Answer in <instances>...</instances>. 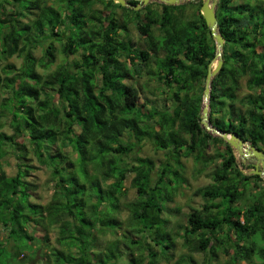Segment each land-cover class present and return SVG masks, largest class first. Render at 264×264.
Instances as JSON below:
<instances>
[{
	"label": "trees",
	"instance_id": "1",
	"mask_svg": "<svg viewBox=\"0 0 264 264\" xmlns=\"http://www.w3.org/2000/svg\"><path fill=\"white\" fill-rule=\"evenodd\" d=\"M51 1L0 0V264L39 256V227L59 229L51 264H198L175 259L180 239L208 254L201 264H264V179L246 175L233 147L201 124L216 54L201 2ZM216 13L225 46L211 124L264 150V0H219ZM148 145L163 157L146 155ZM189 159L212 182L194 191L204 203L182 222L174 203Z\"/></svg>",
	"mask_w": 264,
	"mask_h": 264
},
{
	"label": "rangeland",
	"instance_id": "2",
	"mask_svg": "<svg viewBox=\"0 0 264 264\" xmlns=\"http://www.w3.org/2000/svg\"><path fill=\"white\" fill-rule=\"evenodd\" d=\"M29 1H33V0H29ZM48 1L50 4L54 3L51 0H48ZM193 2H195V3L201 2L202 3V0H194ZM218 2H219V0H218ZM149 3H151L149 6V9L158 10V4L157 3H162V2L160 0H150ZM217 7H218V4H217ZM191 10H193L192 7L188 8V12H190ZM121 12H122L121 10L118 11V13H121ZM188 19L191 20L190 18H188ZM130 34H131L135 44H138L141 41L140 33L136 30L135 24H132L130 26ZM35 54L37 56H40V55H42V52L36 50ZM61 58H62V54H58L55 62L50 66L52 70L56 69L59 66V64H61ZM2 62L3 63H6V62L15 63L16 65L19 66L22 64V59L18 58L17 56H14L12 58H8L6 55H4L2 58ZM216 63H217V60L214 61V65ZM153 64H155V63L153 62ZM41 71L43 72V70H41ZM155 79H156V76H155ZM128 82L133 83V81H130V80ZM243 82H244V80H243ZM245 93H246V89H243L240 92V95H244ZM146 94L148 95L151 93L147 92ZM158 100H159V102H162V100H163V98L161 97L160 94H158ZM4 129L10 133L12 132L8 126L5 127ZM213 135H217V134H213ZM248 144H250V143L248 142ZM213 150L214 149L211 148L210 153H213ZM144 153L146 155L154 156L157 158L163 157L161 152L156 155V153L153 150V147L151 145H148L146 147ZM235 153H236V157H237L238 167L240 169L244 170L246 172V175H250L249 171L251 169H253L252 167H254V166L252 164H250V162H248L247 164L244 163L242 160L243 157H241L242 158L241 159L240 156L238 155V152H236V150H235ZM33 161H34L33 164L39 166V164L35 160V158H33ZM185 161H186L185 163L187 164V168H188V174H187L188 186H185L180 190V192L175 197V203H174V207L180 208V211L177 214H178V219L182 220V222H185L186 214L191 211V209H192L191 207H194L196 209L201 208V206L204 203L203 198L201 196L195 195L194 191L197 188L205 186V185L209 184L210 182H212L211 178L207 174L196 176L193 173L194 162L192 159L185 160ZM249 164L252 167H246ZM212 169H213V166L209 169V171H211ZM10 171H12V170H10ZM33 174L36 176L37 181L40 185L39 190H38V196L40 197V202L42 204H46L49 201L51 193H52V187L46 182L49 174L45 168H40L38 170H35L33 172ZM172 185L169 186L170 190H172V187H175ZM126 186L129 188V196H130V198H132L134 196V190L130 187L129 181L126 183ZM254 190H256V189H254ZM58 231H59V229L57 227H55L49 232V234H46V232H44L42 230V228H40V227L37 228V230L35 232L36 240H35V243L33 244V246H34V248L41 246V250L39 251V256L35 255L32 251H29V250L25 251L19 257L20 263L21 264H51L48 261L49 257L45 254V252H47L48 248H50V247L51 248H57V249L61 248V245L57 242V238L59 237ZM3 240H5V237H3ZM182 242H183L182 239L178 240L177 246L175 247V249L173 251H171L175 254L176 260L181 254L184 253V254L188 255L189 257H191L192 259H194L198 264H201L204 262V260L208 254H206L204 252H196V251L193 252L189 248L186 249L182 246ZM13 264H16V262H13ZM161 264H167V262L166 263L162 262ZM168 264H175V262L173 261V262L168 263Z\"/></svg>",
	"mask_w": 264,
	"mask_h": 264
},
{
	"label": "water",
	"instance_id": "3",
	"mask_svg": "<svg viewBox=\"0 0 264 264\" xmlns=\"http://www.w3.org/2000/svg\"><path fill=\"white\" fill-rule=\"evenodd\" d=\"M116 3L124 6L130 7L135 10H139L145 5L149 3L150 0H140L138 5H133L128 3L127 0H114ZM162 3L167 5H180L189 1L194 0H160ZM217 4L218 0H202L201 4V14L205 18L206 24L211 30V34L213 39L216 43V54L214 59L209 63L208 66V74L206 79V86L204 90V103L205 106L203 108L202 117H201V124L213 134H217L221 136L227 143H229L240 155V157L244 156L245 153L243 152L242 147L245 144H248L244 138L240 137L235 132H228L222 131L219 128L212 126L209 118V98H210V91H211V81L213 77L219 73L223 65V48L225 46V38L219 32V22L217 18ZM217 60L216 66L213 68L214 61ZM215 129V130H212ZM250 150H248L251 157L248 158H241L244 163L250 162L254 168L249 171L252 175H259L264 179V151L260 150L253 144H248ZM261 166V167H260Z\"/></svg>",
	"mask_w": 264,
	"mask_h": 264
},
{
	"label": "bare ground",
	"instance_id": "4",
	"mask_svg": "<svg viewBox=\"0 0 264 264\" xmlns=\"http://www.w3.org/2000/svg\"><path fill=\"white\" fill-rule=\"evenodd\" d=\"M213 65H214V63H213ZM212 67H213V66H212ZM212 130H215V129L212 128ZM242 149H243V152L245 153V155L242 156L243 158L251 157L250 154H249V152H248V150H250V147L248 146V144H245V145L242 147Z\"/></svg>",
	"mask_w": 264,
	"mask_h": 264
},
{
	"label": "clouds",
	"instance_id": "5",
	"mask_svg": "<svg viewBox=\"0 0 264 264\" xmlns=\"http://www.w3.org/2000/svg\"><path fill=\"white\" fill-rule=\"evenodd\" d=\"M128 1V0H127ZM116 3V2H115ZM129 3V2H128ZM139 3H140V0H139ZM149 4V3H148ZM202 4V3H201ZM146 6V5H145ZM144 6V7H145ZM143 8V7H142ZM141 8V9H142ZM214 59V58H213ZM205 104V103H204ZM209 108H210V106H209ZM211 122V121H210ZM203 126V125H202ZM213 126V125H212ZM204 127V126H203ZM205 128V127H204ZM210 132V131H209ZM212 133V132H211ZM219 136V135H218ZM250 143V142H249ZM234 149V148H233ZM264 151V150H263ZM234 152H235V149H234ZM237 152V151H236ZM236 154V153H235ZM238 155H239V153H238ZM240 156V155H239ZM241 158V157H240ZM251 164V163H250ZM261 167V166H260ZM254 168V167H253ZM242 170V169H241ZM245 174H246V172L244 171V170H242ZM251 175V174H250ZM253 175V174H252Z\"/></svg>",
	"mask_w": 264,
	"mask_h": 264
}]
</instances>
